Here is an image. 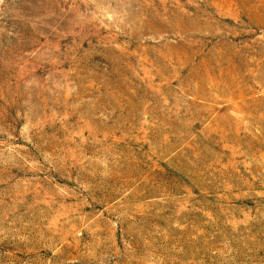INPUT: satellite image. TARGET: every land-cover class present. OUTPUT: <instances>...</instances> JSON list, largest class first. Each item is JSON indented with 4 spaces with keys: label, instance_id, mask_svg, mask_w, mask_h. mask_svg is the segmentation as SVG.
Returning a JSON list of instances; mask_svg holds the SVG:
<instances>
[{
    "label": "rangeland",
    "instance_id": "1",
    "mask_svg": "<svg viewBox=\"0 0 264 264\" xmlns=\"http://www.w3.org/2000/svg\"><path fill=\"white\" fill-rule=\"evenodd\" d=\"M0 264H264V0H0Z\"/></svg>",
    "mask_w": 264,
    "mask_h": 264
}]
</instances>
